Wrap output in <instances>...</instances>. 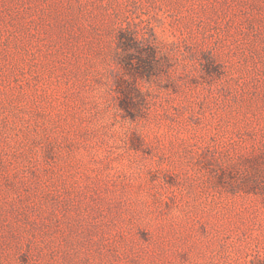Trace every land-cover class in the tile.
<instances>
[{"label": "rangeland", "instance_id": "374dc122", "mask_svg": "<svg viewBox=\"0 0 264 264\" xmlns=\"http://www.w3.org/2000/svg\"><path fill=\"white\" fill-rule=\"evenodd\" d=\"M0 264H264V0H0Z\"/></svg>", "mask_w": 264, "mask_h": 264}]
</instances>
